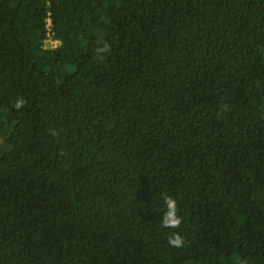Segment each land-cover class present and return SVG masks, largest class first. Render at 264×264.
Returning a JSON list of instances; mask_svg holds the SVG:
<instances>
[{"label": "trees", "instance_id": "1", "mask_svg": "<svg viewBox=\"0 0 264 264\" xmlns=\"http://www.w3.org/2000/svg\"><path fill=\"white\" fill-rule=\"evenodd\" d=\"M241 261L264 264V0H0V264Z\"/></svg>", "mask_w": 264, "mask_h": 264}, {"label": "clouds", "instance_id": "2", "mask_svg": "<svg viewBox=\"0 0 264 264\" xmlns=\"http://www.w3.org/2000/svg\"><path fill=\"white\" fill-rule=\"evenodd\" d=\"M109 47L110 46L105 43L96 51L98 54L106 53L109 50ZM25 103L26 101L23 97H18L14 103V107L19 110L25 106ZM52 134L57 135L55 131H53ZM162 198L164 201L165 211L160 219L161 226L166 229H179L181 227L183 217L178 214L179 210L177 199L166 193H162ZM167 243L172 248H181L184 246L185 240L179 232L173 231L168 235ZM240 264H243V261H241Z\"/></svg>", "mask_w": 264, "mask_h": 264}, {"label": "built area", "instance_id": "3", "mask_svg": "<svg viewBox=\"0 0 264 264\" xmlns=\"http://www.w3.org/2000/svg\"><path fill=\"white\" fill-rule=\"evenodd\" d=\"M48 27H51V22H50V19H48ZM47 41L50 43V46H56L59 42L55 39H52L51 36H50V33H48V39Z\"/></svg>", "mask_w": 264, "mask_h": 264}]
</instances>
